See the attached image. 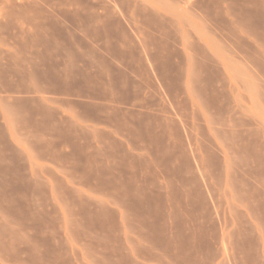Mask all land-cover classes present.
Wrapping results in <instances>:
<instances>
[{
  "label": "rangeland",
  "instance_id": "rangeland-1",
  "mask_svg": "<svg viewBox=\"0 0 264 264\" xmlns=\"http://www.w3.org/2000/svg\"><path fill=\"white\" fill-rule=\"evenodd\" d=\"M131 1L18 0L63 45L79 43L87 12L102 16L101 74L67 89L72 107H79L74 93L86 89L89 122L120 132L130 152L124 156L105 135L104 153L119 151V158L89 161L105 249L119 235L121 254L150 259L160 249L172 258L168 264H264V130L245 129L243 97L253 91L229 82L217 65L226 36L200 19L166 25L156 17H123L134 10ZM122 42L141 48L144 66L137 67L134 52L131 66L117 65L116 58L129 57L118 51ZM20 208L15 194L0 192V264H39L33 249L52 251L57 228L43 226L42 214L37 225L22 226L29 216Z\"/></svg>",
  "mask_w": 264,
  "mask_h": 264
},
{
  "label": "crops",
  "instance_id": "crops-1",
  "mask_svg": "<svg viewBox=\"0 0 264 264\" xmlns=\"http://www.w3.org/2000/svg\"><path fill=\"white\" fill-rule=\"evenodd\" d=\"M131 2L134 10L123 17H156L166 25L179 20L188 25L189 20L200 19L212 34L226 36V54L217 65L225 67L229 82L245 83L253 91L251 97H243L240 115L245 129L264 130V0ZM139 8L147 12L139 13ZM86 15L90 24L80 32L79 43L63 45L55 41L52 28L40 26L36 12L25 13L18 0H0V192L17 196L20 209L29 216L22 226L37 225L35 220L42 214L43 226L57 228L51 252L33 249L32 259L39 258V264L173 263L160 249L150 259L130 251L121 254L119 235L115 243L112 235L110 249L104 247L99 192L88 185L89 161L119 158L115 157L119 151L104 153L105 135L112 146H123L124 156L130 152L120 132L106 131L103 121L89 122L86 89L74 93L79 107L71 106L67 84L97 78L103 63V47L96 36L103 26L102 16ZM117 46L128 56L134 52L137 67L144 66L140 47L125 42ZM116 59L119 66L132 65L131 55Z\"/></svg>",
  "mask_w": 264,
  "mask_h": 264
}]
</instances>
